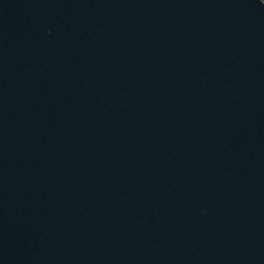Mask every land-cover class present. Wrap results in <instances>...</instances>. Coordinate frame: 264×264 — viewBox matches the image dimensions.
<instances>
[{"label": "water", "instance_id": "1", "mask_svg": "<svg viewBox=\"0 0 264 264\" xmlns=\"http://www.w3.org/2000/svg\"><path fill=\"white\" fill-rule=\"evenodd\" d=\"M0 264H264V1L0 0Z\"/></svg>", "mask_w": 264, "mask_h": 264}, {"label": "trees", "instance_id": "2", "mask_svg": "<svg viewBox=\"0 0 264 264\" xmlns=\"http://www.w3.org/2000/svg\"><path fill=\"white\" fill-rule=\"evenodd\" d=\"M264 1V0H263Z\"/></svg>", "mask_w": 264, "mask_h": 264}]
</instances>
